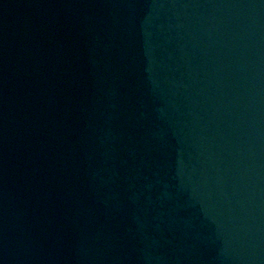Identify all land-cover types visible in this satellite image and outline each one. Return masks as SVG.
Masks as SVG:
<instances>
[{"label":"water","instance_id":"obj_1","mask_svg":"<svg viewBox=\"0 0 264 264\" xmlns=\"http://www.w3.org/2000/svg\"><path fill=\"white\" fill-rule=\"evenodd\" d=\"M0 264H264V0H0Z\"/></svg>","mask_w":264,"mask_h":264}]
</instances>
